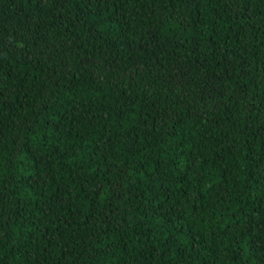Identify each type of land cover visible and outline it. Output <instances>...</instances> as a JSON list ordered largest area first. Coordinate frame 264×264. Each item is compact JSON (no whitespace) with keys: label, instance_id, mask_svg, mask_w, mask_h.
<instances>
[{"label":"trees","instance_id":"trees-1","mask_svg":"<svg viewBox=\"0 0 264 264\" xmlns=\"http://www.w3.org/2000/svg\"><path fill=\"white\" fill-rule=\"evenodd\" d=\"M0 264H264V0H0Z\"/></svg>","mask_w":264,"mask_h":264}]
</instances>
